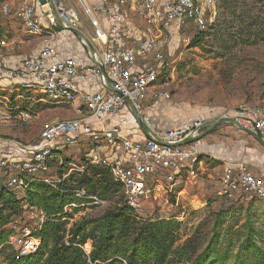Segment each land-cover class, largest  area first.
<instances>
[{"label": "built area", "instance_id": "1", "mask_svg": "<svg viewBox=\"0 0 264 264\" xmlns=\"http://www.w3.org/2000/svg\"><path fill=\"white\" fill-rule=\"evenodd\" d=\"M52 1L63 27L49 0L0 4L1 20L15 21L28 35L46 37L35 55L19 58L13 65L6 62L5 54L14 56L17 45H0V80L17 82L20 91L39 103L78 105V117L56 119L41 130L36 142L14 145L13 151L0 155V194L8 191L24 200L35 182L58 190L71 176L81 177L88 167H96L110 172L122 188L125 204L137 212L146 202L172 193L185 176L197 177L203 152L179 144L199 136L207 121L197 118L170 125L160 107L172 96L168 87L174 72L168 60L183 40L190 41V36L183 37L185 31L195 28L196 36L211 30L220 0H97L95 5L87 0ZM130 15L139 22L135 30L130 29ZM71 29L85 34L96 49L94 56L87 49V62L57 58L58 32ZM38 117L39 113L23 110L13 118L18 124H28ZM222 119L235 120L264 142V107L244 104L233 114H222ZM0 120L9 123L13 119L2 116ZM72 148L78 150L69 153ZM73 193L83 203L67 205L58 216H66L63 222L72 207L108 204L84 189ZM220 196L231 202L243 196L264 200V175H257L247 162L227 163ZM24 206V223L12 222L9 241L0 245H13L22 258L40 248L37 234L54 220L43 209Z\"/></svg>", "mask_w": 264, "mask_h": 264}, {"label": "rangeland", "instance_id": "2", "mask_svg": "<svg viewBox=\"0 0 264 264\" xmlns=\"http://www.w3.org/2000/svg\"><path fill=\"white\" fill-rule=\"evenodd\" d=\"M96 2L91 0L88 3L95 5ZM129 19L135 23L137 21L133 17ZM4 25L5 28L2 27ZM13 28L18 33L22 30L15 21L0 19V45L13 44L16 38ZM193 30L185 31L183 37L190 36V41L183 40L179 50L167 62L174 72L168 87L172 96L169 102L162 104L160 110L168 124L197 118L207 123L219 121L222 114H233L244 104L264 107V0H220L217 20L199 47H193L192 43L198 36H195V28ZM21 44L18 41L15 43ZM37 45H27L24 52L32 53ZM21 53L24 54L22 50ZM0 84V119L2 116L13 119L9 123L0 120V154L5 147L36 142L44 128L42 121L76 117L75 107L45 104L41 108V104L22 99L29 93H21V98L12 97L19 93L14 91L10 95L8 91L3 92L2 87H8L5 85L7 82L0 81ZM23 110L41 115L32 123L18 124L13 117ZM212 135L221 142L220 147L215 149L216 153L222 151L227 156L225 158L233 162L217 159L206 172L198 171L197 177L185 176L172 193L146 202L138 208L137 215L144 220L180 223L176 246L189 242L190 255L202 256L206 264H264V200L243 196L239 202H231L220 196V179L227 163L247 162L255 172L257 170V175H264V148L231 124H219ZM77 150L72 148L69 153ZM202 159L210 164L207 155L203 154ZM122 194V191L118 194L117 202L123 197ZM14 196L20 202L21 212L11 223L23 222L24 205H32L26 197L19 200V195ZM116 201H108L104 207L70 208L66 220L68 230L99 220L116 206ZM9 225L8 229L11 230ZM93 226L90 225L88 229ZM246 247L249 250L254 247L259 252L254 249L247 251ZM85 249L89 255L93 242L89 241ZM13 254H16L13 245L1 247L0 264H6L7 256Z\"/></svg>", "mask_w": 264, "mask_h": 264}, {"label": "trees", "instance_id": "3", "mask_svg": "<svg viewBox=\"0 0 264 264\" xmlns=\"http://www.w3.org/2000/svg\"><path fill=\"white\" fill-rule=\"evenodd\" d=\"M5 1L0 0V4ZM206 35L198 34L193 47H199ZM83 189L89 196L112 202L122 191L108 170L96 167H88L81 177L71 176L58 190L44 183L31 184L28 203L43 209L54 220L46 222L38 232L42 244L34 254L25 258L17 253L7 256L6 264H206L202 256L190 255L189 242L176 246L180 223L139 218L134 209L123 203L124 194L99 220L74 226L67 236V222L62 221L66 216H58L67 205L83 203L73 193ZM0 205V245H4L12 234L8 225L20 214L21 205L8 191L0 194ZM90 225L94 226L89 230ZM89 241L93 242V250L87 255L83 247ZM250 248L246 250L259 252Z\"/></svg>", "mask_w": 264, "mask_h": 264}, {"label": "crops", "instance_id": "4", "mask_svg": "<svg viewBox=\"0 0 264 264\" xmlns=\"http://www.w3.org/2000/svg\"><path fill=\"white\" fill-rule=\"evenodd\" d=\"M88 2L90 3L91 0H88ZM130 17H133V16L130 15L129 18ZM129 18H128V21L130 23V29L131 30H133V29L135 30V27L138 28L139 27L138 26L139 25L138 24L139 22L136 21V23H135V22L131 21ZM45 24L46 23L44 22V25ZM2 27L5 28L6 25H4ZM12 31H14L16 33V35H15L16 38H14L15 41L13 43H16L17 41L18 42H21L22 43L21 46H23V47L17 45V50H16V53H15L14 56H10L7 53L5 54L6 62L8 64H10V65H13L16 62V60L19 59V58L35 55L36 52H37L38 47L41 44V41L44 38H46V37H39V36L28 35V34H26L24 32L23 29L21 31L19 30L20 33H18V31H16L14 28H13ZM73 39H74V41L75 40L76 41L74 42ZM33 43L34 44L36 43V45L38 44L37 47H36V49L32 53L26 54L24 52L25 47L27 45H31ZM54 44H55V48H56V51H57V58L58 59H65V58H68V57H75V58H78L80 61L87 62V59H88V50H87V47L82 43V41L77 36H75V34H73L71 32H67V31H59L58 32V35H57V39H56V41H55ZM21 50L23 51L24 54L21 53ZM1 82H7V81H1ZM0 85H2V84H0ZM5 85H7L9 88L8 87H6V88L2 87V90L1 91H3V92H7L8 91V93L10 95L14 91L17 92V93H19V94H15V95L13 94L12 97H15L16 96L18 98H21L22 97V96H20L21 93H26L24 91H20L19 86L17 85V82H7V84H5ZM22 99L23 100L33 101V103L41 104V105H39V107H41V108H43L45 106V104L39 103V100H36V98L34 99V97H32L30 94H28V96L26 98H22ZM77 106L78 105L74 106L75 107V110L77 109ZM47 111L49 113L50 110L47 109ZM40 115L41 114H39V117H40ZM76 117H78L77 111H76ZM76 117H74V118H76ZM69 119H73V118H69ZM55 120H53V121H55ZM50 122H52V121H48V120L42 121V126L45 127ZM190 145H191V147H195L198 150H200L201 152H203L204 156L207 155V157H209V159H210L209 160V163L210 164H207L208 161H207V163H205L204 160L202 159L201 165L199 167V169H200L199 171L202 170V171H205L206 172L207 169L214 163V161H218L217 159H219L222 162H224L225 160H227L225 158L226 155L225 154H222V151L216 153L217 151L215 149L220 147L221 142H219L216 139V137L214 135H212V133L210 135H208L207 137H205L199 143L190 144ZM13 149H14V146L5 147V148L2 149V153L0 155L6 154V153H10L11 151H13ZM214 153H216V154L213 155ZM226 162H233V161L232 160H227ZM224 164H226V163H224ZM256 173H258L257 170H256Z\"/></svg>", "mask_w": 264, "mask_h": 264}, {"label": "water", "instance_id": "5", "mask_svg": "<svg viewBox=\"0 0 264 264\" xmlns=\"http://www.w3.org/2000/svg\"><path fill=\"white\" fill-rule=\"evenodd\" d=\"M52 11L54 13V15L57 18V21L59 23V25L61 27L62 26V22L58 16L57 10H56V6L54 4V2L52 0H49ZM72 33H74L77 37H79L80 39H82L84 41V43L86 44L87 49L90 51V53L92 54V56H94L96 54V49L92 43V41L90 40V38H88L85 34H83L80 31L77 30H70ZM102 72L103 69H102ZM134 116L136 117V119L138 120V122L140 123L141 128L143 129L144 133L146 134V136H149V130L148 128L141 122L139 116L137 115V113L135 111H133ZM231 124L235 127H237L238 129H240L241 131L247 133L249 136H251L252 138H254L263 148H264V142L260 139L259 136H257L255 133L246 130L245 128L241 127L235 120L233 119H221L219 121H215V122H210V123H206L203 127V132H201V134L197 137L194 138H189L188 140H186L185 142L179 144L180 147H184V146H188L190 144H196L199 143L200 141H202L205 137H207L208 135H210L213 130L219 125V124Z\"/></svg>", "mask_w": 264, "mask_h": 264}]
</instances>
